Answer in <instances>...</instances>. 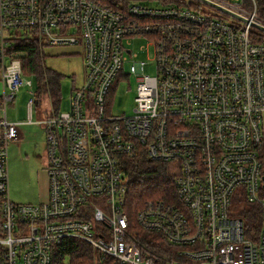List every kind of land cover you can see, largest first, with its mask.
Listing matches in <instances>:
<instances>
[{
  "label": "built area",
  "instance_id": "obj_1",
  "mask_svg": "<svg viewBox=\"0 0 264 264\" xmlns=\"http://www.w3.org/2000/svg\"><path fill=\"white\" fill-rule=\"evenodd\" d=\"M187 1L0 0V264H52L73 238L121 264H264V39ZM211 1L264 25L257 0ZM24 37L84 45L86 75L68 110L42 105L48 197L39 204L9 196L8 148L22 123L7 109L35 86L10 52ZM141 37L155 46V76L126 48ZM128 61L135 108L114 116L113 84ZM142 156L171 167L175 199L169 189L131 219L124 162Z\"/></svg>",
  "mask_w": 264,
  "mask_h": 264
},
{
  "label": "rangeland",
  "instance_id": "obj_2",
  "mask_svg": "<svg viewBox=\"0 0 264 264\" xmlns=\"http://www.w3.org/2000/svg\"><path fill=\"white\" fill-rule=\"evenodd\" d=\"M232 3H239L241 0H229ZM195 2L188 0L187 3ZM202 10L212 12L205 5ZM231 22V19L224 16ZM254 33H260L254 31ZM126 48L136 51L139 54L138 61L144 62L145 74L155 76L156 56L155 46L144 37L136 39L129 44L127 41ZM41 47V46H39ZM128 56V55H127ZM43 66L53 70L61 76L60 88L62 90L61 111L65 112L70 106V97L75 88L81 87L85 78V59L84 45L54 46L44 45L43 47ZM131 61L126 63L124 73L120 75L113 84L111 111L114 116H124L133 114L135 108V96L137 90V78L133 75L128 79ZM25 79L33 77L24 74ZM35 86L29 87L27 84L20 88L15 100L7 109V118L10 122L22 121L19 125L21 142L13 141L8 148V174H9V196L15 204H39L44 201L47 195V175L44 171L46 152V130L41 125H37L43 118L42 105H48L46 97L41 101L39 106H34L33 118L27 114L28 102L32 98L31 90L36 89V81L33 79ZM37 90V89H36ZM47 95H49L47 93ZM50 97V96H49ZM51 104V103H50ZM40 156V158H38ZM234 203V200L232 201ZM83 243L85 241L78 240ZM89 244L88 242L86 243ZM64 264H70L69 259H65Z\"/></svg>",
  "mask_w": 264,
  "mask_h": 264
},
{
  "label": "trees",
  "instance_id": "obj_3",
  "mask_svg": "<svg viewBox=\"0 0 264 264\" xmlns=\"http://www.w3.org/2000/svg\"><path fill=\"white\" fill-rule=\"evenodd\" d=\"M258 14L264 18V0H257ZM258 41L264 39V33H253ZM10 52H16L23 64V74L33 77L36 81L35 96L39 104L42 99L49 94V99L56 111L61 110L62 90L60 88L61 76L53 70L43 66V48L34 38H18L13 44ZM125 175L128 183V209L141 207L148 200L164 199L168 196L169 189L175 199L173 187V175L171 167L166 164L151 162L142 156L137 159H126L124 162ZM248 227L259 231L261 222L248 217ZM143 238L151 239L154 237L143 232ZM158 242L151 243L157 247ZM52 264H64L65 259H69L70 264H121L119 261L95 252L90 244L83 243L76 239H67L53 251Z\"/></svg>",
  "mask_w": 264,
  "mask_h": 264
},
{
  "label": "water",
  "instance_id": "obj_4",
  "mask_svg": "<svg viewBox=\"0 0 264 264\" xmlns=\"http://www.w3.org/2000/svg\"><path fill=\"white\" fill-rule=\"evenodd\" d=\"M202 3H205L206 5L214 8L215 10H218V11H221L223 14L229 16V17H233L237 20H240L241 22L243 23H250V25L255 28L256 30L258 31H262V33H264V25L262 24H258V23H255L253 21H250L249 19L247 18H243L242 16H240L239 14H237L236 12L232 11V10H228L224 7H222L221 5H219L218 3H214L213 1L211 0H198ZM264 180V179H263Z\"/></svg>",
  "mask_w": 264,
  "mask_h": 264
},
{
  "label": "crops",
  "instance_id": "obj_5",
  "mask_svg": "<svg viewBox=\"0 0 264 264\" xmlns=\"http://www.w3.org/2000/svg\"><path fill=\"white\" fill-rule=\"evenodd\" d=\"M50 103L51 101H50V99H48L47 101H46V103ZM52 103V102H51ZM45 108H47V105H45ZM42 112H45L44 110H46V109H44V107L42 106ZM2 116V111L0 110V117ZM18 122H20V123H22V121H18ZM23 124V123H22ZM21 140H22V136H20V138H19V140H17V142H21ZM45 189H47V195H46V197L44 198V200L48 197V186H47V184H45Z\"/></svg>",
  "mask_w": 264,
  "mask_h": 264
},
{
  "label": "flooded vegetation",
  "instance_id": "obj_6",
  "mask_svg": "<svg viewBox=\"0 0 264 264\" xmlns=\"http://www.w3.org/2000/svg\"><path fill=\"white\" fill-rule=\"evenodd\" d=\"M38 158H40V156H38ZM44 158V157H43ZM41 159V158H40ZM263 177H264V175H263Z\"/></svg>",
  "mask_w": 264,
  "mask_h": 264
}]
</instances>
